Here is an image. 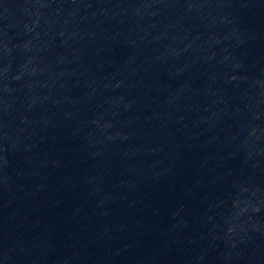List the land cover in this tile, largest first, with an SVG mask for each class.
Returning a JSON list of instances; mask_svg holds the SVG:
<instances>
[{"label": "water", "instance_id": "1", "mask_svg": "<svg viewBox=\"0 0 264 264\" xmlns=\"http://www.w3.org/2000/svg\"><path fill=\"white\" fill-rule=\"evenodd\" d=\"M0 264H264V0H0Z\"/></svg>", "mask_w": 264, "mask_h": 264}]
</instances>
